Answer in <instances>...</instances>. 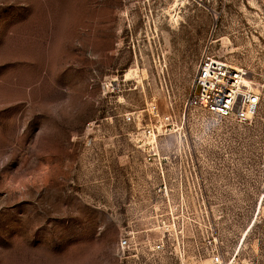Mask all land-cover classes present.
Wrapping results in <instances>:
<instances>
[{"label":"rangeland","instance_id":"1","mask_svg":"<svg viewBox=\"0 0 264 264\" xmlns=\"http://www.w3.org/2000/svg\"><path fill=\"white\" fill-rule=\"evenodd\" d=\"M204 54L250 122L185 109ZM0 264H264V0H0Z\"/></svg>","mask_w":264,"mask_h":264},{"label":"built area","instance_id":"2","mask_svg":"<svg viewBox=\"0 0 264 264\" xmlns=\"http://www.w3.org/2000/svg\"><path fill=\"white\" fill-rule=\"evenodd\" d=\"M247 78L248 83H246ZM252 83L246 68L234 66L213 55L204 54L199 61L192 86L185 99V109L200 110L210 115L246 124L257 112L261 102L260 92L252 87ZM147 113L152 117L157 114L156 105L148 106ZM130 118L127 116L128 120ZM143 134L147 141L139 146L145 150V159L152 161L151 163L159 169L161 181L157 185V191L166 194L168 187L163 174V157L158 154L152 128L146 127ZM118 244L123 251L130 247L131 242L128 236H123ZM213 261L220 263V255H215Z\"/></svg>","mask_w":264,"mask_h":264},{"label":"bare ground","instance_id":"3","mask_svg":"<svg viewBox=\"0 0 264 264\" xmlns=\"http://www.w3.org/2000/svg\"><path fill=\"white\" fill-rule=\"evenodd\" d=\"M127 75H128V74H127ZM248 80H249V79L247 78V79H246V83H248Z\"/></svg>","mask_w":264,"mask_h":264}]
</instances>
